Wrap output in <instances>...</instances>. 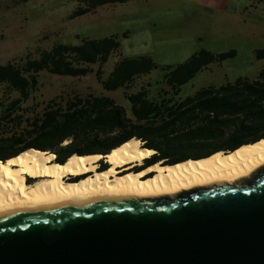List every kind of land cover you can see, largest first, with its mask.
Masks as SVG:
<instances>
[{
  "label": "trees",
  "instance_id": "obj_1",
  "mask_svg": "<svg viewBox=\"0 0 264 264\" xmlns=\"http://www.w3.org/2000/svg\"><path fill=\"white\" fill-rule=\"evenodd\" d=\"M79 1L70 18L128 0ZM129 33L127 30L123 36ZM121 44L119 35L83 37L79 44L58 43L39 51L36 57L30 53L21 61L0 64V88L5 87L0 90V160L36 148L52 151L56 161L64 162L74 153L106 154L136 137L145 147L156 149L150 160L173 164L220 150L233 151L264 137V67L256 78L240 77L234 83L178 97L181 85L210 63L236 56L235 49L214 53L203 48L182 63L162 66L171 90H163L157 97H150L145 86L126 93L131 114L116 99L94 93L68 99L57 96L42 111L29 113L25 104L38 87L42 70L83 76L94 71L90 64H99L96 75L111 90L130 88L138 76L159 67L151 55L124 56L104 80L103 65ZM256 55L264 58V48ZM67 140L69 143L62 146Z\"/></svg>",
  "mask_w": 264,
  "mask_h": 264
},
{
  "label": "water",
  "instance_id": "obj_2",
  "mask_svg": "<svg viewBox=\"0 0 264 264\" xmlns=\"http://www.w3.org/2000/svg\"><path fill=\"white\" fill-rule=\"evenodd\" d=\"M0 264H264V165L170 195L0 213Z\"/></svg>",
  "mask_w": 264,
  "mask_h": 264
},
{
  "label": "rangeland",
  "instance_id": "obj_3",
  "mask_svg": "<svg viewBox=\"0 0 264 264\" xmlns=\"http://www.w3.org/2000/svg\"><path fill=\"white\" fill-rule=\"evenodd\" d=\"M218 2L211 7L199 0H128L105 4L70 18L79 0H0V64L21 61L30 53L36 57L39 51L58 43L79 44L83 37L111 35H119L122 44L103 65L104 80L124 56L147 54L159 64L151 72L138 76L130 88L111 90L96 75L99 64H90L94 71L83 76L42 70L38 87L25 104L33 114L42 111L57 96L68 99L88 93L112 97L131 114V101L126 93L145 86L150 97H157L163 90H171L162 66L182 63L203 48L214 53L235 49L237 54L201 69L181 85L178 97L186 98L205 87L234 83L240 77L256 78L264 67V58L256 55L258 49L264 48V3ZM127 30L129 36L124 37ZM68 143L67 140L62 146Z\"/></svg>",
  "mask_w": 264,
  "mask_h": 264
},
{
  "label": "bare ground",
  "instance_id": "obj_4",
  "mask_svg": "<svg viewBox=\"0 0 264 264\" xmlns=\"http://www.w3.org/2000/svg\"><path fill=\"white\" fill-rule=\"evenodd\" d=\"M155 153L136 137L107 154L74 153L64 162L56 161L52 152L29 148L0 160V213L95 197L164 196L215 182L233 183L264 165V138L233 151L175 164L159 161L135 170ZM102 158L109 166L99 170Z\"/></svg>",
  "mask_w": 264,
  "mask_h": 264
},
{
  "label": "flooded vegetation",
  "instance_id": "obj_5",
  "mask_svg": "<svg viewBox=\"0 0 264 264\" xmlns=\"http://www.w3.org/2000/svg\"><path fill=\"white\" fill-rule=\"evenodd\" d=\"M106 159H102L100 160V167L98 168L99 170H103L106 169L109 166V163L104 162ZM145 160V159H144ZM159 162V161H157ZM156 162H153L152 160H145L143 161V163L141 165L138 166V168H136L135 170H142L144 168L150 167L152 164H155ZM85 174H83L82 176H84ZM153 175V173L149 174L145 179H147L148 177H151ZM154 196V195H151Z\"/></svg>",
  "mask_w": 264,
  "mask_h": 264
},
{
  "label": "crops",
  "instance_id": "obj_6",
  "mask_svg": "<svg viewBox=\"0 0 264 264\" xmlns=\"http://www.w3.org/2000/svg\"><path fill=\"white\" fill-rule=\"evenodd\" d=\"M202 3H206L208 6H217L219 4L218 0H199Z\"/></svg>",
  "mask_w": 264,
  "mask_h": 264
}]
</instances>
